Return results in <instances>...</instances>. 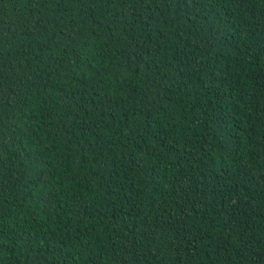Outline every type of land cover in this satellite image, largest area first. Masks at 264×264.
<instances>
[{
	"label": "trees",
	"instance_id": "1",
	"mask_svg": "<svg viewBox=\"0 0 264 264\" xmlns=\"http://www.w3.org/2000/svg\"><path fill=\"white\" fill-rule=\"evenodd\" d=\"M0 264H264V0H0Z\"/></svg>",
	"mask_w": 264,
	"mask_h": 264
}]
</instances>
